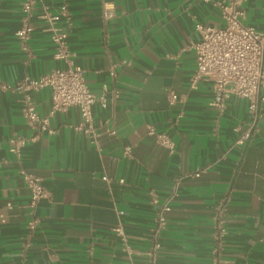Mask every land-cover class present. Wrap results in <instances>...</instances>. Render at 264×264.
Instances as JSON below:
<instances>
[{
	"label": "crops",
	"instance_id": "0c3cea01",
	"mask_svg": "<svg viewBox=\"0 0 264 264\" xmlns=\"http://www.w3.org/2000/svg\"><path fill=\"white\" fill-rule=\"evenodd\" d=\"M216 1L43 0L51 9L67 4L70 61L106 103L91 105L94 131L85 133L76 128V107L49 114V88L26 90L52 132L11 150L9 138L31 132L17 82L65 62L53 56L50 34L35 16L39 3L25 51L14 34L21 0H0V82L9 85L0 88V264H145L148 233L169 196L156 264H213L215 257L264 264V98L257 131L243 148L235 139L249 120L247 100L231 96L219 113L209 105L208 81L189 87L194 25L222 24ZM103 6L114 15L104 18ZM241 7L243 23L262 28L264 0ZM170 90L184 102L170 104ZM160 132L172 151L156 139ZM20 170L45 188L34 209ZM219 204L225 231L218 240Z\"/></svg>",
	"mask_w": 264,
	"mask_h": 264
},
{
	"label": "built area",
	"instance_id": "2783aa9c",
	"mask_svg": "<svg viewBox=\"0 0 264 264\" xmlns=\"http://www.w3.org/2000/svg\"><path fill=\"white\" fill-rule=\"evenodd\" d=\"M212 1V0H204ZM243 0H220L216 5L220 9L222 24L210 25L196 22L195 30L199 37L194 42L195 67L190 76L189 87L195 88L199 82L208 81L211 88L209 105L222 112L225 102L231 96L242 97L247 100L249 120L245 128L239 132L235 143L245 148L257 131L260 120V104L263 100L261 90L264 88V24L262 28L256 29L243 23L244 11L241 7ZM39 3V10L35 14L38 20L45 23V29L50 34L54 46L53 56L65 62L62 67H56L38 77H24L17 82L16 87L23 90L22 115L26 125L31 130L26 138H9L11 150H18L29 141L36 140L43 132H52L48 125V115L40 116L35 108V103L26 90H38L48 87L50 90L51 106L49 114L55 111H64L68 107L77 108L80 121L77 129L85 133H93L94 123L91 114V105L99 102L105 106L104 94L92 93L87 85L80 67L74 66L71 59V52L67 47V36L71 24V14L66 3H60L56 8H49L43 0H21L20 7L22 21L14 34L21 49L28 50V41L34 29L31 17L34 9ZM104 18L114 15L112 8H102ZM9 85L0 82V88ZM170 104L184 102L182 95L170 90L167 92ZM109 132H113L110 130ZM147 132L155 133L152 126ZM156 139L162 145L174 149L173 141L165 132L156 133ZM129 146H125L128 152ZM21 176L29 190V206L34 209L39 200L46 195L41 178L31 172L20 170ZM103 178L106 179L105 176ZM167 197L155 214L154 224L148 236V246L144 251L145 264H156V257L160 248V235L166 226L165 212L169 209ZM223 205H218L215 212V233L219 240L224 234ZM39 219L34 215L27 223L28 232L31 234ZM119 231V228H117ZM219 246L216 242L215 252ZM213 264H224L221 259L215 257Z\"/></svg>",
	"mask_w": 264,
	"mask_h": 264
}]
</instances>
